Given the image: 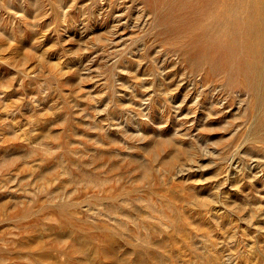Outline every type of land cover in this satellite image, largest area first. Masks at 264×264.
Masks as SVG:
<instances>
[{
    "label": "rangeland",
    "instance_id": "374dc122",
    "mask_svg": "<svg viewBox=\"0 0 264 264\" xmlns=\"http://www.w3.org/2000/svg\"><path fill=\"white\" fill-rule=\"evenodd\" d=\"M0 264H264V0H0Z\"/></svg>",
    "mask_w": 264,
    "mask_h": 264
}]
</instances>
